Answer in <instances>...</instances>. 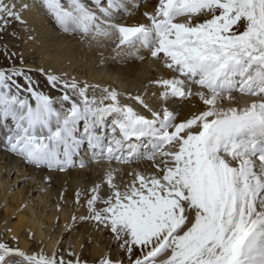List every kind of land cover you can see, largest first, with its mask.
I'll return each mask as SVG.
<instances>
[{
	"label": "snow or ice",
	"instance_id": "6c2138e0",
	"mask_svg": "<svg viewBox=\"0 0 264 264\" xmlns=\"http://www.w3.org/2000/svg\"><path fill=\"white\" fill-rule=\"evenodd\" d=\"M35 3L62 31L115 36L117 56L144 60L147 51L173 73L130 97L142 114L115 90L97 97L99 86L44 73L60 93L53 98L23 66L0 69V128L12 154L58 171L85 168L89 161L74 159L85 148L118 165L152 162L151 171L130 168L127 179L110 167L76 192L86 214L72 221L110 236L120 253L94 264H264V0H158L131 26L113 21L131 15L134 0ZM32 7L0 0V31L25 25ZM235 94L253 99L240 107ZM181 102L193 109L184 119L169 107ZM68 257L0 241V264H88L75 251Z\"/></svg>",
	"mask_w": 264,
	"mask_h": 264
},
{
	"label": "bare ground",
	"instance_id": "6f19581e",
	"mask_svg": "<svg viewBox=\"0 0 264 264\" xmlns=\"http://www.w3.org/2000/svg\"><path fill=\"white\" fill-rule=\"evenodd\" d=\"M27 2L33 4V7L24 13L27 23L25 25L12 23V28L0 31V38H9L11 36L14 38L13 35L15 36L18 30V28L15 29V24H19L23 28L19 29L21 30L20 33L24 35L26 45L30 47L27 48L25 45L24 54L21 58H12L14 62L18 61V68L23 66L24 69L30 70L29 75L37 83L41 79L46 81L44 73L49 72L65 78H75L65 73L63 74V72L65 71L64 69H69L73 72L76 70L81 74V77L75 79L81 83L85 82L81 80V78L85 77L82 76L83 73L87 75V79L92 77L103 79V81L101 80L97 83L88 82L89 85L99 86L95 89L97 97L102 95V88L115 90L120 94L121 104H128L135 108L136 111L145 114L144 109L130 97L144 95L146 91H151L149 87L151 80L160 76L169 77L173 75L164 67L162 60L152 59L147 51L142 52L145 57L144 60L117 56L115 54L117 38H114V36L111 38H93L72 32L56 35L55 29L57 25L51 16L47 13L41 15V7L36 5L35 0H27ZM85 2L91 3V0H85ZM157 2L158 0H134L138 7L131 9L132 14L116 13L117 18L113 22L128 26L143 23L145 22L144 12H151ZM71 38H74L75 41H72ZM5 48L9 49V47L7 48L3 43H0V50L4 51ZM40 52L43 53V58H40ZM3 66L6 67L7 65L4 64ZM99 66L103 68L102 76H98V73L96 75L94 72V69ZM95 71L97 70L95 69ZM100 71L102 70L100 69ZM38 86L40 91L48 95L51 94L50 96L53 98L59 97V93H56L55 89L46 91L47 81L45 85L41 86L38 84ZM92 94L93 89L90 88L89 95ZM235 95L241 107L247 106L253 99L247 96H240L239 94ZM145 99L150 104L158 106L159 102L155 97L148 95ZM169 107L179 113L180 119L186 118L193 111L191 105L186 102L173 103ZM111 120L112 117H108L109 128ZM80 127L82 131L83 122H81ZM0 134V236L4 233L2 238L13 239L15 237L19 243L18 247L25 252H36L35 249L38 247L35 244L31 246V243L29 244V240L32 239L36 241V244L41 241L42 247L40 249H43V252L51 255L58 251L62 255L66 248V243L62 246V241L59 242L58 238L62 236V240L65 239L67 242L69 233L74 229H78L80 234L72 240V250L80 255L83 260L88 261V264H94L100 256L108 253V250H110L109 253H112L114 250L111 249H113L114 244L110 236L106 237L103 233L95 232L90 223H84L79 220L75 223L72 221V216L79 217L86 214V208L83 206L84 199H81L80 204L76 203V192L81 186H79V183L85 181L91 188L94 184L103 180L105 171L110 167L123 169L125 179H127L126 173L130 168L151 171L152 162L145 159L130 166L118 165L114 161L111 164L107 160L91 159V150L85 148L78 157L74 158L77 165L81 159L89 161L88 166L85 168L77 166L69 168L68 171L50 170L46 167L37 168L8 151L5 148L4 137L2 139V136H4L2 128H0ZM15 174L16 177L14 176ZM20 184H22V190L18 191L16 197L15 195L11 196L12 188ZM24 189L26 190L24 191ZM81 191L83 192V190ZM84 193L87 192L84 191ZM28 194L31 198L33 197L32 200H35L38 206L41 204L44 209H48L45 216L42 214L41 218H35L33 213L28 211L31 210L33 205L29 209H24V203L28 206L31 202V200L27 199ZM64 202L69 205L68 207L71 206V213L68 212L69 209L61 210L59 208L61 204L67 205ZM48 203L49 205L47 206ZM45 221L49 228L58 224L57 226L60 230L57 234L59 237H56V239L52 238L53 240L46 239L45 235H43L44 233H42ZM97 239H104L107 248H101L97 243ZM87 248L90 251L89 255H86L83 251ZM119 254L118 250L115 256Z\"/></svg>",
	"mask_w": 264,
	"mask_h": 264
},
{
	"label": "rangeland",
	"instance_id": "374dc122",
	"mask_svg": "<svg viewBox=\"0 0 264 264\" xmlns=\"http://www.w3.org/2000/svg\"><path fill=\"white\" fill-rule=\"evenodd\" d=\"M43 8H41V15H45L46 14V12H43ZM45 17H47V16H45ZM48 21H49V19H48ZM16 26H15V29H17L18 28V30H17V33H16V35L14 36L13 35V37L14 38H12V36L11 37H9V38H3V37H1L0 38V43L2 44H4L7 48L9 47V49L7 50V54H5V51H1L0 50V69H4V68H11V67H13V66H15V67H17V66H19L18 65V61H13V58L12 57H14V58H21L22 57V55L24 54V52H23V50H24V48H25V45L27 44L26 42H25V40H24V35H22L21 33H20V31L21 30H19V29H23L19 24H15ZM8 28H12V23L9 25V27ZM15 31V30H14ZM55 31L57 32V33H55L56 35L57 34H64V33H68V32H64V31H62L60 28H58V26H57V28L55 29ZM16 32V31H15ZM15 32H14V34H15ZM19 32V33H18ZM114 38H116L115 36H114ZM68 39H70V38H68ZM71 40L72 41H75L74 40V38H71ZM70 40V41H71ZM27 46V45H26ZM28 47H30V46H27V48ZM42 52H40L39 53V56H40V58H43L42 56H43V53L41 54ZM8 55V56H7ZM36 56V55H35ZM2 59H6L5 61L4 60H2ZM13 61V62H12ZM2 63H4L5 65H7L6 67L5 66H3L4 64H2ZM10 66V67H9ZM68 66V65H67ZM98 68V69H97ZM102 70V71H100V69ZM95 69L97 70V71H95ZM94 69V72L96 73V75H97V73H98V76H102V72H103V68L101 67V66H99V67H96ZM65 71L63 72V74L65 73L66 75H69V76H71V77H75V78H77V77H81V74L80 73H78V71H72V70H69V69H64ZM108 72H110V71H108ZM100 73V74H99ZM112 73H113V71H112ZM82 76H85V77H83V78H81V80H83V82L85 81V82H87V84H88V82H94V83H97V82H99V81H103V79L102 78H97V79H95L94 77H92L91 79H87V75H85L84 73L82 74ZM38 79H41V78H38ZM42 80V81H41ZM41 80H38V84L39 85H41V86H43V85H45V80H43V79H41ZM45 81V82H44ZM23 82V81H22ZM21 82V83H22ZM115 85V84H114ZM49 89H52L49 85L46 87V91L47 90H49ZM103 89V88H102ZM56 93H59L58 91H56ZM49 95H51V94H49ZM59 95H60V93H59ZM57 107H59V105L57 104ZM1 135V134H0ZM3 137L4 136H2V139H3ZM112 164V163H111ZM114 165V164H113ZM88 166V165H87ZM58 173H60V172H58ZM15 177H16V174L14 175ZM24 184V183H23ZM81 185V186H80ZM87 185V186H86ZM79 186L81 187H79V190L81 191V190H83V192L85 191V192H87V190L86 189H89L90 188V186L84 181V182H80L79 183ZM13 187V186H12ZM22 184H20L19 186H17V185H15L12 189V192H11V196H14L15 195V197H16V195H17V193H18V191L20 192L21 190H22ZM85 187H87L86 189H85ZM89 187V188H88ZM26 189H24V191H25ZM24 191H23V193H24ZM28 196V200H31V202H30V205H28L27 206V204L26 203H24V209L25 208H27V209H29L32 205V207H31V210H28L29 212H31V213H33V216L35 217V218H41V215L43 214L44 216L47 214V211L46 210H48V209H44L43 208V206L40 204L39 206H38V204L36 203V201L35 200H32V198L30 197V195L28 194L27 195ZM64 204H67V203H65L64 202ZM49 205V203L47 204V206ZM42 206V207H41ZM67 206V207H66ZM69 205L67 204V205H63V204H61V206L59 207L61 210H67V209H69V213H71L72 211H71V206L70 207H68ZM58 208V209H59ZM43 209V210H42ZM58 209H56L57 211H58ZM43 211H45V212H43ZM46 213V214H45ZM1 214H2V212H1ZM35 214V215H34ZM43 216V217H44ZM58 225V224H57ZM57 225H55V226H53L52 228H49L48 227V225H47V223H46V221H45V223H44V225H43V230H42V233H44L43 235H45V237H46V239L48 238V239H56V237H59L58 236V234H57V232H59V230H60V228L57 226ZM59 226H60V224H59ZM57 227V228H56ZM47 234V235H46ZM80 234V232H79V230L78 229H74V230H72L71 231V233H69V235H68V240H67V242L65 241V239H63L62 240V236H60L58 239H59V242H61V245L63 246V245H65V243H66V248L64 249V251H63V254L62 255H64V257H65V259H68L69 257H68V252L69 251H73L72 250V248H73V245H72V240L74 239V237H76V236H78ZM2 235H4V233L2 234ZM2 235L0 236V241H4V242H7V243H9L10 245H12V246H18L19 245V243L17 244L15 241H13V239L12 238H2ZM106 236V235H105ZM107 237V236H106ZM52 239V240H53ZM106 240H108V238H106ZM58 242V243H59ZM31 243V244H30ZM97 243L101 246V248H104V249H106L107 247H106V244H105V242H104V239L103 240H99V239H97ZM29 244H30V246L32 245V244H35L38 248L37 249H35L36 250V252H40L41 250L43 251V249H40L41 247H42V243H41V241L40 242H38V244H36V241H34V240H32V239H30L29 240ZM60 244V243H59ZM110 248V247H109ZM111 250H114L111 254L113 255V258H115V253H116V251H118V249L115 247V246H113V249H111ZM85 253H86V255H89L90 254V251L88 250V248L86 249V250H83ZM110 252V250H108V253ZM46 253V252H45Z\"/></svg>",
	"mask_w": 264,
	"mask_h": 264
}]
</instances>
